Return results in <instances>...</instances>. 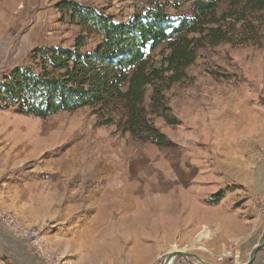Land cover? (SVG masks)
Returning a JSON list of instances; mask_svg holds the SVG:
<instances>
[{
    "label": "rangeland",
    "instance_id": "374dc122",
    "mask_svg": "<svg viewBox=\"0 0 264 264\" xmlns=\"http://www.w3.org/2000/svg\"><path fill=\"white\" fill-rule=\"evenodd\" d=\"M60 1L0 0V80L16 66L36 69L38 47H71L79 36L83 51L98 44ZM71 1L116 22L157 4L191 15L189 0ZM166 52L163 43L151 63ZM149 95L147 118L166 146L118 129V110L40 118L0 109V264H160L179 250L213 264L248 260L264 228V10L238 24L232 42L197 49L164 91L168 119L150 112ZM252 264H264V247Z\"/></svg>",
    "mask_w": 264,
    "mask_h": 264
},
{
    "label": "trees",
    "instance_id": "16d2710c",
    "mask_svg": "<svg viewBox=\"0 0 264 264\" xmlns=\"http://www.w3.org/2000/svg\"><path fill=\"white\" fill-rule=\"evenodd\" d=\"M189 1L190 16H171L157 4L137 11L126 22H116L112 15L76 1H60L58 10L89 33L100 35V41L87 51L82 50L81 36L71 47H38L36 69L16 66L0 80V109L13 107L40 118L85 106L118 110V129L166 146L165 135L147 118V91L150 112L168 119L164 91L186 76L197 49L232 42L236 26H243L252 11L264 10V0H232L220 13L219 5L225 0ZM163 43L168 52L154 65L149 54ZM104 122L111 123V115ZM223 196L219 190L212 200L218 202Z\"/></svg>",
    "mask_w": 264,
    "mask_h": 264
},
{
    "label": "water",
    "instance_id": "95a60500",
    "mask_svg": "<svg viewBox=\"0 0 264 264\" xmlns=\"http://www.w3.org/2000/svg\"><path fill=\"white\" fill-rule=\"evenodd\" d=\"M264 247V228L261 232V235L259 237V240L256 244H254V246L252 247V249L249 252V256H248V260L245 263L242 264H252L257 252ZM175 257H184V258H192L194 259L198 264H213L211 262H208L206 260H204L203 258H201L199 255L195 254V253H188L185 251H172V252H168L166 253L161 259H160V264H171L172 260Z\"/></svg>",
    "mask_w": 264,
    "mask_h": 264
},
{
    "label": "built area",
    "instance_id": "2783aa9c",
    "mask_svg": "<svg viewBox=\"0 0 264 264\" xmlns=\"http://www.w3.org/2000/svg\"><path fill=\"white\" fill-rule=\"evenodd\" d=\"M24 233L28 236L29 241L35 244V242L33 241L34 231L31 229L25 228ZM229 255H230V251H227L226 253L223 254V256H229ZM48 264H56V263H48Z\"/></svg>",
    "mask_w": 264,
    "mask_h": 264
},
{
    "label": "crops",
    "instance_id": "0c3cea01",
    "mask_svg": "<svg viewBox=\"0 0 264 264\" xmlns=\"http://www.w3.org/2000/svg\"><path fill=\"white\" fill-rule=\"evenodd\" d=\"M38 261L31 259L27 264H37Z\"/></svg>",
    "mask_w": 264,
    "mask_h": 264
}]
</instances>
